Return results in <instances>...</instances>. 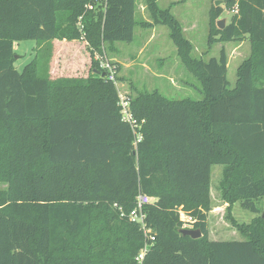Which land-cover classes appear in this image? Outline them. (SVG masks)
<instances>
[{"label":"trees","instance_id":"trees-1","mask_svg":"<svg viewBox=\"0 0 264 264\" xmlns=\"http://www.w3.org/2000/svg\"><path fill=\"white\" fill-rule=\"evenodd\" d=\"M213 1L223 5L212 18L237 14L212 28L209 46L214 33L252 44L236 86L224 47L218 58L193 57L176 18L145 0L201 98L127 96L142 135L135 146L115 82L96 60L87 77L52 79L50 64L55 40L85 41L93 55L132 42L137 0H0V264H139L144 250L142 264H264V0ZM22 41H35L36 55L19 71ZM216 165L228 203L262 207L245 240L208 238ZM139 194L155 199L145 228L129 218Z\"/></svg>","mask_w":264,"mask_h":264},{"label":"rangeland","instance_id":"rangeland-1","mask_svg":"<svg viewBox=\"0 0 264 264\" xmlns=\"http://www.w3.org/2000/svg\"><path fill=\"white\" fill-rule=\"evenodd\" d=\"M157 3L159 9L169 10L179 22L184 36L193 46V57L208 61L212 57L218 58L222 47L226 49L228 80L231 88H234L237 82V69L251 56L252 44L248 38L243 41L226 42L220 35L214 33L212 34L213 45L209 46V37L212 28H218L219 20H225L227 26L232 22L237 11L226 10L218 19H215L211 14L216 6L213 0H158ZM222 5L223 3L219 6ZM136 20L135 38L132 42L116 43L113 50L106 45L102 48V53L94 51V55L87 45V48L83 47L82 55L78 54V59L75 57L77 61L72 65L71 72L64 68L65 63L67 65L66 58L69 54L76 56L77 52L70 47L62 48L61 52L65 59L61 61L62 68L58 71H62L57 73L56 78L72 74L76 66L79 67V72L88 76L92 70V60H97L96 54H98L104 55L103 60L115 66L114 82L121 100L126 99L127 96L133 99L140 93L155 90L169 99H200L198 91L201 88L200 82L182 62L178 47L170 36V28L155 22L154 15L145 0H137ZM35 47V41H22L15 44L17 52L15 66L19 71L33 60L36 55L33 49ZM67 59L73 60L72 57ZM58 60L56 58V64H60ZM53 70L50 64V71L53 72ZM212 171L208 238L213 241L245 240L246 233L249 232L247 227L251 224L260 225L259 221L263 216L262 207L260 206V213L254 214L244 210L240 202L228 203L227 199L223 198L220 188L223 167L213 166ZM4 187L6 185L0 184V189Z\"/></svg>","mask_w":264,"mask_h":264},{"label":"built area","instance_id":"built-area-1","mask_svg":"<svg viewBox=\"0 0 264 264\" xmlns=\"http://www.w3.org/2000/svg\"><path fill=\"white\" fill-rule=\"evenodd\" d=\"M92 8V7H90ZM80 29L83 30V25H80ZM98 56V57H97ZM104 56V55H102ZM101 55L96 54V61H98L100 69L103 70V74L106 78H108L111 81H115V66H112L111 63H108L107 61H104L103 57ZM102 57V58H101ZM121 105H122V116H123V121L129 123L134 131L135 134V146L141 142L142 140V135L139 134L136 130L138 128V125L136 124V121L133 120V117L131 113L129 112V106L128 102L126 99L121 100ZM155 199L152 197H149L144 194H139L137 196V206L136 208L129 214V218L132 222L138 223L139 225L142 226V228H145V218L146 214L144 212V206L153 202ZM182 214V220L185 222H193V219L189 216ZM146 250L142 251L140 256L138 257V262L139 264H142V261L144 259Z\"/></svg>","mask_w":264,"mask_h":264},{"label":"crops","instance_id":"crops-1","mask_svg":"<svg viewBox=\"0 0 264 264\" xmlns=\"http://www.w3.org/2000/svg\"><path fill=\"white\" fill-rule=\"evenodd\" d=\"M53 46H54V52H53V58H52L53 62L51 63V67H52V70H53V68H54V70H53V72L50 71V74H51V78L52 79H57L56 78L57 73H60L59 71H62V70L58 71V69L62 68L61 61L65 59V56L62 54L61 49L70 47L72 49H75V52H77V55L74 54L76 56H72L70 54L67 56V58L72 57L73 58L72 61H70V59L66 58L67 65L65 63L64 68H65V70L71 72L72 71L71 69H73L72 65H74L76 63L77 59H78V54L82 55L83 47L87 48V42H85V41H66V40L60 41V40H55V41H53ZM35 48H33V49H35ZM86 48H84V50H86ZM75 57L77 59H75ZM56 58L59 59L58 62L60 64H56ZM85 62H86V59H85ZM78 69H79V67L76 66V68L74 67V70H73L72 74H67L66 76H60L58 78H61V77H79L78 75H81L80 77H87L86 74H82L83 72H79ZM86 72L88 73V70Z\"/></svg>","mask_w":264,"mask_h":264},{"label":"water","instance_id":"water-1","mask_svg":"<svg viewBox=\"0 0 264 264\" xmlns=\"http://www.w3.org/2000/svg\"><path fill=\"white\" fill-rule=\"evenodd\" d=\"M216 6H219L222 4V1H216ZM217 26L219 29L223 30L226 26L225 20H219L217 23ZM181 233L187 236H190L193 239H199L202 236V233L200 230H194V229H182Z\"/></svg>","mask_w":264,"mask_h":264}]
</instances>
